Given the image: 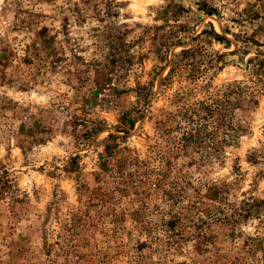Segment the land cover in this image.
Returning a JSON list of instances; mask_svg holds the SVG:
<instances>
[{"label":"rangeland","instance_id":"1","mask_svg":"<svg viewBox=\"0 0 264 264\" xmlns=\"http://www.w3.org/2000/svg\"><path fill=\"white\" fill-rule=\"evenodd\" d=\"M0 264H264V0H0Z\"/></svg>","mask_w":264,"mask_h":264},{"label":"trees","instance_id":"2","mask_svg":"<svg viewBox=\"0 0 264 264\" xmlns=\"http://www.w3.org/2000/svg\"><path fill=\"white\" fill-rule=\"evenodd\" d=\"M221 39H226V38L222 37Z\"/></svg>","mask_w":264,"mask_h":264}]
</instances>
